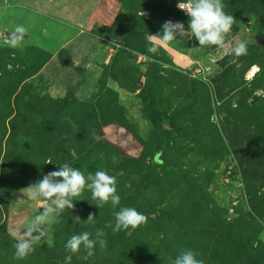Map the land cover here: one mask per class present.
Masks as SVG:
<instances>
[{
  "label": "rangeland",
  "instance_id": "rangeland-1",
  "mask_svg": "<svg viewBox=\"0 0 264 264\" xmlns=\"http://www.w3.org/2000/svg\"><path fill=\"white\" fill-rule=\"evenodd\" d=\"M178 2L0 0V264L64 262L63 226L106 232V247H81L69 264H173L184 249L204 264H264V0H223L247 55L190 31L147 52L165 21L187 30ZM17 26L23 39H7ZM161 115L174 127L166 139ZM156 151L165 163L147 173ZM64 163L116 175L120 205L98 208L86 189L17 259L16 238L42 208L25 188ZM120 207L147 224L113 233Z\"/></svg>",
  "mask_w": 264,
  "mask_h": 264
},
{
  "label": "clouds",
  "instance_id": "clouds-1",
  "mask_svg": "<svg viewBox=\"0 0 264 264\" xmlns=\"http://www.w3.org/2000/svg\"><path fill=\"white\" fill-rule=\"evenodd\" d=\"M177 7L189 18L187 30L182 22L165 21L159 34H146L145 38L149 42L147 52L158 53V46L152 43L154 39L170 43L178 40L186 31H190L200 46H214L226 54L237 57L247 55L246 42L233 43L229 39L238 21L224 10L223 0H179ZM141 15L144 16L145 13ZM15 31L24 34L27 30L23 26H17ZM22 39L23 35H21ZM11 43L13 46H19L18 41ZM71 156L76 158L75 150L71 151ZM117 183V176L108 174L106 170L85 174L79 168L64 163L59 165L58 170L50 171L43 175L42 179L30 184L25 188L28 190V198L40 200L42 208L39 214L25 226L23 233L16 238L17 242L14 244L16 258L24 259L34 252V243L47 235L45 226L57 222L66 209L74 210V201L80 200L86 189L91 192L92 199L97 201L95 206L98 208L108 203L116 208L121 201L117 192ZM94 217V214H89L87 220L92 221ZM114 217L115 223L109 222L105 227L110 228L113 233L124 231L128 236L132 235V231L146 225L148 221V216L134 207H120L114 212ZM73 219L75 222L81 220L78 215ZM105 236L104 228L96 229L95 238L88 231L74 234L67 240L65 249L77 253L83 247L87 255L92 256L97 243L101 248L106 247ZM197 257L198 254L194 250L184 249L176 256L173 264H204V261Z\"/></svg>",
  "mask_w": 264,
  "mask_h": 264
},
{
  "label": "water",
  "instance_id": "water-1",
  "mask_svg": "<svg viewBox=\"0 0 264 264\" xmlns=\"http://www.w3.org/2000/svg\"><path fill=\"white\" fill-rule=\"evenodd\" d=\"M242 24L244 25L243 22H242ZM248 26H249L248 23H246L245 27L248 28ZM21 35H23V34H19L16 31H7L5 33V36L9 40H17V39H19L21 37ZM82 64H83V62H78L77 63L78 66H81ZM160 118H161L160 124H161V126L164 129H167V130H170V131L174 129V127L171 126V124H170V121H171L170 117H165L164 115H161ZM72 256H73V253L71 252L70 255H68L66 257L65 261L64 262H61L60 264H69V261H70V259H71Z\"/></svg>",
  "mask_w": 264,
  "mask_h": 264
},
{
  "label": "trees",
  "instance_id": "trees-1",
  "mask_svg": "<svg viewBox=\"0 0 264 264\" xmlns=\"http://www.w3.org/2000/svg\"><path fill=\"white\" fill-rule=\"evenodd\" d=\"M258 66V64L257 63H254V64H251L250 66H249V68L250 69H253V68H255V66ZM170 124H171V121H170ZM161 125V124H160ZM162 127V126H161ZM162 131H163V133H164V135H165V139H166V137H167V135L170 133V130H167V129H164L163 127H162ZM161 148V147H160ZM165 163V160L164 159H162V158H158V151H156V152H154L153 153V159H152V161L150 162V164L148 165V168H147V173H151L156 167H157V165H163ZM63 228H64V230L70 235V237L73 235V233H72V229L71 228H68V227H64L63 226Z\"/></svg>",
  "mask_w": 264,
  "mask_h": 264
}]
</instances>
